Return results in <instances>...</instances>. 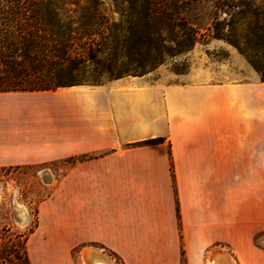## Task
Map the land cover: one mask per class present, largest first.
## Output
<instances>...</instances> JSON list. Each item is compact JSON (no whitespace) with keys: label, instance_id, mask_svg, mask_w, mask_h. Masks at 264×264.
<instances>
[{"label":"crops","instance_id":"obj_1","mask_svg":"<svg viewBox=\"0 0 264 264\" xmlns=\"http://www.w3.org/2000/svg\"><path fill=\"white\" fill-rule=\"evenodd\" d=\"M200 76L0 94V168L69 165L40 207L43 245L118 264H206L217 248L264 264V82Z\"/></svg>","mask_w":264,"mask_h":264},{"label":"trees","instance_id":"obj_2","mask_svg":"<svg viewBox=\"0 0 264 264\" xmlns=\"http://www.w3.org/2000/svg\"><path fill=\"white\" fill-rule=\"evenodd\" d=\"M192 1L113 0L107 8L102 0H0V94L148 75L195 46L198 32L183 16ZM257 1L217 0L227 17L216 18L212 32L234 45L264 82V6ZM23 258L32 264L25 249Z\"/></svg>","mask_w":264,"mask_h":264},{"label":"rangeland","instance_id":"obj_3","mask_svg":"<svg viewBox=\"0 0 264 264\" xmlns=\"http://www.w3.org/2000/svg\"><path fill=\"white\" fill-rule=\"evenodd\" d=\"M102 1L107 8L114 7L113 0ZM216 1L196 0L185 6V21L198 32V40L191 50L167 58L148 75L126 78L177 81L198 74L205 79L224 80L245 78L250 70H255L234 45L213 37L216 18L224 21L227 17L217 10ZM257 4L264 6V0H258ZM114 14L118 21L119 14ZM224 28L227 30L226 26ZM112 82L103 79L104 85ZM68 167V164L56 162L0 168V264H23L19 259H24V249L30 259H63V264H83L82 253L86 248L45 246L38 238L37 229L31 234L43 218L41 205L51 198ZM257 245L264 249V238L259 239ZM208 256L206 254L205 259Z\"/></svg>","mask_w":264,"mask_h":264},{"label":"bare ground","instance_id":"obj_4","mask_svg":"<svg viewBox=\"0 0 264 264\" xmlns=\"http://www.w3.org/2000/svg\"><path fill=\"white\" fill-rule=\"evenodd\" d=\"M99 254V255H97ZM103 255V256H101ZM206 264H229L226 259H231L226 251L221 248L213 250ZM83 264H115L104 252L94 248H86L82 253Z\"/></svg>","mask_w":264,"mask_h":264},{"label":"water","instance_id":"obj_5","mask_svg":"<svg viewBox=\"0 0 264 264\" xmlns=\"http://www.w3.org/2000/svg\"><path fill=\"white\" fill-rule=\"evenodd\" d=\"M97 255H99V254H97ZM101 256H103V255H101ZM109 264H110V262H108Z\"/></svg>","mask_w":264,"mask_h":264}]
</instances>
